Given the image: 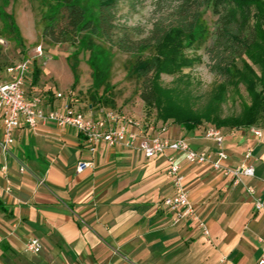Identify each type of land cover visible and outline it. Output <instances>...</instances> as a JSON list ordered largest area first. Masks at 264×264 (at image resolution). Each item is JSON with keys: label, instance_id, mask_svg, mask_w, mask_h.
<instances>
[{"label": "crops", "instance_id": "1", "mask_svg": "<svg viewBox=\"0 0 264 264\" xmlns=\"http://www.w3.org/2000/svg\"><path fill=\"white\" fill-rule=\"evenodd\" d=\"M71 81L67 94L43 92L32 79L26 90L30 97L42 94L46 109L71 104L100 119L108 109L86 106ZM123 114L142 126L139 118ZM126 128L136 131L137 126ZM144 128L164 139H184L196 151L222 150L229 167L251 152L254 178L244 183L257 190L264 184L262 128L260 137L249 128L222 129L221 147L204 138L206 127L189 132ZM170 159L181 167L189 200L208 236L190 221L172 225L160 206L172 193L166 174ZM78 162L91 166L76 173ZM0 205V264H257L264 244V200L256 212L244 186L232 187L210 165H189L170 150L147 159L139 150L102 142L91 152L75 129L52 123L17 129L10 154L4 157L0 151ZM31 239L41 245L37 254L25 252Z\"/></svg>", "mask_w": 264, "mask_h": 264}, {"label": "trees", "instance_id": "2", "mask_svg": "<svg viewBox=\"0 0 264 264\" xmlns=\"http://www.w3.org/2000/svg\"><path fill=\"white\" fill-rule=\"evenodd\" d=\"M39 1L40 36L50 45L69 44L74 48L67 57L73 88L79 81L77 57L88 52L92 80L88 93L92 106H114L109 79L111 49L116 48L130 54L128 73L141 82L139 98L145 106L156 109L157 120L171 119L188 132L203 121L217 129H247L254 125L264 129V0H155L154 12L162 13V8L168 12L165 18L160 16L153 22L147 35L138 41L125 35L114 39V31L119 28L116 9L120 0ZM207 7L217 16L211 36L213 43L207 52L212 63L210 71L220 82L213 89L205 110L198 114L183 108L171 91L161 88L159 79L162 74L177 75L200 61L184 51L198 49L208 39L209 29L203 19V9ZM0 18L5 21L4 28L13 30L21 41L14 21L7 23L9 17L1 9ZM244 57L259 68V74ZM72 59L75 62L71 64ZM39 73L35 69L34 84L39 80ZM239 85L244 86L250 105L244 106L238 116L221 117L220 105L228 88L238 92Z\"/></svg>", "mask_w": 264, "mask_h": 264}, {"label": "rangeland", "instance_id": "3", "mask_svg": "<svg viewBox=\"0 0 264 264\" xmlns=\"http://www.w3.org/2000/svg\"><path fill=\"white\" fill-rule=\"evenodd\" d=\"M155 0H120L116 9V24L119 27L114 31V39L125 35L132 41H138L147 35L151 24L160 16L165 18L168 11L162 8V13L154 12ZM0 9L7 14V23L14 21L20 34L19 41L13 30L4 28L5 21L0 18V79L5 78V70L21 61L32 58L35 48L41 47L42 57L35 58L30 62V73L28 79L33 78L35 69H39V80L37 84L43 88V92L55 93L61 91L67 94V85L73 75L69 69L67 57L72 54L74 48L69 44L50 45L48 40L40 36L41 27L38 25L42 8L39 0H0ZM203 19L209 29L208 39L198 49H187L184 52L194 58H199L191 67L184 68L177 75L171 76L162 74L159 84L164 90L171 91L179 104L194 113H202L210 102L215 86L220 82L219 78L210 71L211 59L207 52L212 46V33L217 16L213 15L211 7L203 9ZM141 32V33H140ZM140 33V34H139ZM112 66L109 79V92L113 97L114 106L95 107L107 108L119 113H129L139 118L142 126L152 128L159 132L163 128L178 130L179 126L173 120H157L155 108H149L139 98L141 82L130 76L128 73V62L130 54L121 53L116 48L111 49ZM88 52H83L77 57V72L79 76L78 85L75 88L81 89L79 96L87 104H91L89 90L92 84L91 70L87 65ZM254 71L259 74V68L244 57ZM75 60H71V64ZM241 65L240 62H238ZM27 88L28 85L25 84ZM259 90V88H257ZM39 92H41L38 89ZM101 92V91H100ZM251 99L243 85H239L238 92L232 87L228 88L225 100L220 105L221 117H235L240 115L244 106H249ZM93 104V103H92ZM85 106L84 110L87 111ZM128 114V115H129ZM129 115V116H130ZM132 116H130L132 118ZM133 117V118H134ZM145 124V125H144ZM201 127H214V125L203 121ZM251 127L261 126L254 125ZM146 129V128H145ZM222 130V129H219Z\"/></svg>", "mask_w": 264, "mask_h": 264}, {"label": "built area", "instance_id": "4", "mask_svg": "<svg viewBox=\"0 0 264 264\" xmlns=\"http://www.w3.org/2000/svg\"><path fill=\"white\" fill-rule=\"evenodd\" d=\"M42 57L41 47L35 48L34 56L16 63L5 70V78L0 79V120L2 123V137L0 139V151L2 156L10 154L13 144V133L21 128L36 129L39 124L52 123L58 128L75 129L90 146L91 152L99 143L108 147H122L125 149L139 150L147 159L164 155L170 150L181 154L189 165H210L211 169L224 178L229 179L232 187L243 185L245 192L252 198L253 207L256 212L263 209L264 184L260 190L254 186L244 183L245 179L254 178V168L250 163L251 152L245 153L240 161L234 166H227L228 155L220 150L216 153L200 152L192 149L184 139L169 140L153 135L142 126L134 124L123 114L113 110H107L100 119H92L83 110L75 109L71 104L58 109L51 107L46 109L42 94L33 97L28 95L25 84L28 83L30 73V62L35 58ZM61 98V94H56ZM137 126L136 131H128L126 126ZM256 137L261 136L258 128L248 129ZM204 138L213 141L221 147L223 136L221 131L215 127L204 129ZM91 163L78 162L75 167L76 173H82L89 168ZM2 170H6L4 166ZM21 172L24 168L20 169ZM170 181L172 193L160 202L161 208L171 215V224L179 225L185 221L193 222L201 230L203 236H208L205 224L197 217L195 209L189 200L187 190L184 186V176L181 167L172 159L169 160L166 169ZM262 243V241L260 240ZM41 250L38 240L31 239L25 244V252L37 254ZM257 264H264V244L261 256Z\"/></svg>", "mask_w": 264, "mask_h": 264}]
</instances>
